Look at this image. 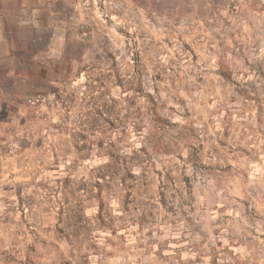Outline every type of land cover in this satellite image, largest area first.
I'll list each match as a JSON object with an SVG mask.
<instances>
[{
    "label": "rangeland",
    "instance_id": "rangeland-1",
    "mask_svg": "<svg viewBox=\"0 0 264 264\" xmlns=\"http://www.w3.org/2000/svg\"><path fill=\"white\" fill-rule=\"evenodd\" d=\"M0 41V264H264V0H0Z\"/></svg>",
    "mask_w": 264,
    "mask_h": 264
},
{
    "label": "crops",
    "instance_id": "crops-1",
    "mask_svg": "<svg viewBox=\"0 0 264 264\" xmlns=\"http://www.w3.org/2000/svg\"><path fill=\"white\" fill-rule=\"evenodd\" d=\"M56 30H52V35H51V38H54V37H56ZM2 36H3V34H2ZM2 36H1V38H2ZM4 37V36H3ZM0 43H2V41H0ZM6 44H7V42H5ZM3 44V43H2ZM1 44V45H2ZM14 76H15V73L13 74ZM16 77V76H15ZM37 94L38 93H36V94H34V95H32V96H34V98H32V99H30L29 100V102L31 103V105L30 104H27L26 103V105H27V107L29 106L30 107V109H31V107H34V109L36 108H38V104H41L43 101H42V99L41 98H39V97H36L37 96ZM41 95V94H40ZM31 96V97H32ZM1 98V97H0ZM1 100V99H0ZM26 109V108H25ZM39 109V108H38ZM1 110H3L1 107H0V112H1ZM17 110H19L20 112H21V114L24 112V110H22L21 108H18ZM26 111V110H25ZM28 111V110H27ZM44 138V137H43ZM46 139V138H45ZM44 145H46V143L44 142V139L43 140H41V142H40V146H44ZM18 178H22V175H20Z\"/></svg>",
    "mask_w": 264,
    "mask_h": 264
},
{
    "label": "trees",
    "instance_id": "trees-1",
    "mask_svg": "<svg viewBox=\"0 0 264 264\" xmlns=\"http://www.w3.org/2000/svg\"><path fill=\"white\" fill-rule=\"evenodd\" d=\"M224 76H225V74L224 73H222Z\"/></svg>",
    "mask_w": 264,
    "mask_h": 264
}]
</instances>
